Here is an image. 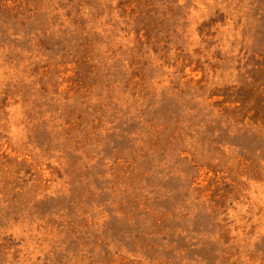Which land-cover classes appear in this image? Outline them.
<instances>
[{"label": "rangeland", "instance_id": "1", "mask_svg": "<svg viewBox=\"0 0 264 264\" xmlns=\"http://www.w3.org/2000/svg\"><path fill=\"white\" fill-rule=\"evenodd\" d=\"M0 264H264V0H0Z\"/></svg>", "mask_w": 264, "mask_h": 264}]
</instances>
